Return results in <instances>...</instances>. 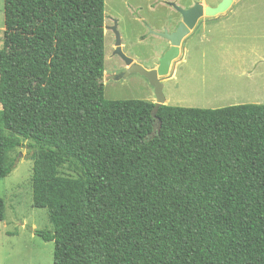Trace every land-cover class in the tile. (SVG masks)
<instances>
[{"label":"trees","instance_id":"obj_1","mask_svg":"<svg viewBox=\"0 0 264 264\" xmlns=\"http://www.w3.org/2000/svg\"><path fill=\"white\" fill-rule=\"evenodd\" d=\"M105 5L5 0L0 179L26 147L53 264H264V104L107 99Z\"/></svg>","mask_w":264,"mask_h":264},{"label":"rangeland","instance_id":"obj_2","mask_svg":"<svg viewBox=\"0 0 264 264\" xmlns=\"http://www.w3.org/2000/svg\"><path fill=\"white\" fill-rule=\"evenodd\" d=\"M222 0H105V97L156 102L155 88L139 73L116 76L128 66L115 53L118 26L122 50L147 69L158 68L160 57L172 46L160 35L175 31L183 16L173 3L189 8L197 2L217 6ZM5 0H0V48L4 44ZM213 44L217 45L213 48ZM166 104L220 108L238 104H264V0H235L223 14L202 17L183 39L181 53L163 77ZM1 109V104H0ZM22 147L13 171L0 179L6 217L0 221V264H53L54 242L35 230H54L46 208L33 205V161ZM63 176L79 177L68 165Z\"/></svg>","mask_w":264,"mask_h":264},{"label":"water","instance_id":"obj_3","mask_svg":"<svg viewBox=\"0 0 264 264\" xmlns=\"http://www.w3.org/2000/svg\"><path fill=\"white\" fill-rule=\"evenodd\" d=\"M234 1L235 0H222L217 6H205L204 4L197 2L189 8H183L176 3H173V6L182 14L183 22H181L178 28L171 33H160V35L171 40L172 46L163 54L162 57H160L159 66L154 69H147L143 67L123 52L120 31H118L117 24L113 26L116 35L115 53L121 56L128 66L127 71L123 74L117 75L116 79H123L134 73H139L149 80L150 84L155 88L156 95V102L154 103V107L152 109V115L155 118V128H159L162 123L161 119L157 116V111L161 105L166 104L167 100L164 94L163 77L170 72L173 60L180 55L181 43L183 39L191 32L192 29L195 28L202 17H214L223 14L232 6ZM104 28L106 29L107 26L105 25Z\"/></svg>","mask_w":264,"mask_h":264},{"label":"flooded vegetation","instance_id":"obj_4","mask_svg":"<svg viewBox=\"0 0 264 264\" xmlns=\"http://www.w3.org/2000/svg\"><path fill=\"white\" fill-rule=\"evenodd\" d=\"M113 32H114V29H113V25H110V26H108ZM114 34H115V32H114ZM115 37H116V35H115ZM116 41V40H115Z\"/></svg>","mask_w":264,"mask_h":264},{"label":"crops","instance_id":"obj_5","mask_svg":"<svg viewBox=\"0 0 264 264\" xmlns=\"http://www.w3.org/2000/svg\"><path fill=\"white\" fill-rule=\"evenodd\" d=\"M217 45L213 44V48L216 47Z\"/></svg>","mask_w":264,"mask_h":264}]
</instances>
